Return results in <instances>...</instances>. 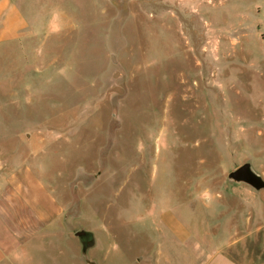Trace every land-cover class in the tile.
<instances>
[{
  "label": "rangeland",
  "instance_id": "374dc122",
  "mask_svg": "<svg viewBox=\"0 0 264 264\" xmlns=\"http://www.w3.org/2000/svg\"><path fill=\"white\" fill-rule=\"evenodd\" d=\"M15 1L0 193L49 216L16 263L153 264L172 226L217 218L225 246L186 248L196 264H264V189L227 178L248 162L264 180V0Z\"/></svg>",
  "mask_w": 264,
  "mask_h": 264
},
{
  "label": "crops",
  "instance_id": "0c3cea01",
  "mask_svg": "<svg viewBox=\"0 0 264 264\" xmlns=\"http://www.w3.org/2000/svg\"><path fill=\"white\" fill-rule=\"evenodd\" d=\"M29 28V21L15 0H0V46L26 37ZM12 182L20 184L17 181ZM22 196L21 188L7 187L0 193V264H17L20 256L24 257V261L29 260L30 249L38 247L26 239L38 232L43 235V231L47 229L46 223L49 221L47 213L41 208L36 213L23 212L28 209L29 202L20 199ZM17 206H20L19 209ZM216 219L212 220L214 225L186 226L177 223L175 227L172 226L170 231L172 241H169V244L167 241L159 242L153 264H196V258L191 252H186V248L207 252L210 247H218L220 251L222 248L219 246H225L223 242L226 229L224 225L217 223ZM218 238L221 239L219 245ZM215 262L241 264L226 255L219 256Z\"/></svg>",
  "mask_w": 264,
  "mask_h": 264
},
{
  "label": "water",
  "instance_id": "95a60500",
  "mask_svg": "<svg viewBox=\"0 0 264 264\" xmlns=\"http://www.w3.org/2000/svg\"><path fill=\"white\" fill-rule=\"evenodd\" d=\"M227 178L230 181L245 183L256 191L264 189V180H262V178L251 169L250 163L248 162L230 171ZM75 235L81 243L83 254L95 243L92 233L86 230H78L75 232Z\"/></svg>",
  "mask_w": 264,
  "mask_h": 264
}]
</instances>
